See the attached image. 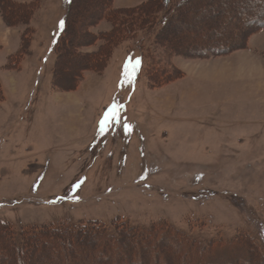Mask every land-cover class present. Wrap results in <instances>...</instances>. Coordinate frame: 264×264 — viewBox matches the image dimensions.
<instances>
[{
	"label": "rangeland",
	"instance_id": "1",
	"mask_svg": "<svg viewBox=\"0 0 264 264\" xmlns=\"http://www.w3.org/2000/svg\"><path fill=\"white\" fill-rule=\"evenodd\" d=\"M38 1L28 26L0 16V264H15L8 231L87 222L136 230L70 237L66 262L59 243L36 236L25 261L264 264V31L229 53L194 56L189 47L214 32L196 6L175 29L159 21L146 34L85 40L111 27L91 26L97 2L79 0L68 30L81 35L55 49L66 7ZM239 2L248 3L226 7Z\"/></svg>",
	"mask_w": 264,
	"mask_h": 264
},
{
	"label": "trees",
	"instance_id": "2",
	"mask_svg": "<svg viewBox=\"0 0 264 264\" xmlns=\"http://www.w3.org/2000/svg\"><path fill=\"white\" fill-rule=\"evenodd\" d=\"M62 1L63 5L66 7V13L61 20L64 22L63 26H61L60 21L53 39V45L55 49L56 47L57 49H62L63 45H66L65 41L68 40V36L71 35V32H69L68 30L70 21L69 14L71 13L72 7L79 3V0ZM92 1L93 0H88V2H90L91 4ZM150 1H144L134 7L117 8L112 5L113 0H96L98 11L96 13L97 15L95 16L96 19L90 22L91 26H94L100 20L106 21L108 24H110L111 29L97 31L96 33L86 30L87 34L85 35V40H117L118 38H122V34L125 35L123 36L125 38L126 36H128L129 30L125 31L123 29L129 28H138L141 31V34H146L145 30H147L148 27H152V29L155 28L159 21L160 24H162V27H165L166 25L168 26V24L171 23L170 29H175L172 23H174L176 20L184 19L179 18L183 16V11H188L191 16L196 6H198L201 15L204 17L205 23H208L212 28H214V32L212 31L211 33L209 32L203 34L205 40H212L211 43L204 42L201 45L198 44L189 47L188 50L194 51V56L207 57L211 55H222L225 53H229L241 47V45L243 44V40L246 39V36L264 31V0H244L248 3L242 5L240 4L241 2H239L237 5L241 6H235L234 8L226 7L229 4L230 0H222V7L216 4L218 0H175L172 6L170 4V0H162L163 3L160 0H152L151 2L153 3V8H151ZM238 1L243 2V0ZM38 2V0H33L32 2L28 3L18 2L16 0H0L1 19L5 22L6 25L10 27L17 24L28 26L30 24L34 10L38 6ZM161 3L163 4V6L164 4L166 5L165 11H168V14L164 16L163 19L162 16H160V10L156 12L157 7H160ZM119 28H121V33ZM28 31L30 32L31 29L26 28L25 32ZM119 33L120 35H118ZM75 35L80 37L81 33H79L78 29L77 34L73 33L71 36L75 38ZM24 40H28V38H24ZM153 40L157 39L155 38ZM107 43L108 42L104 44ZM96 54H98V52ZM89 56L91 57L92 53H90ZM58 58L59 56H57V59ZM102 59L103 57L102 55H100L98 56V58H95V62L96 60L101 61ZM92 64L93 63H90L89 66H93ZM53 70H56L55 67H53ZM7 227L8 226L6 223H0V229H4L6 231L8 229ZM113 228L115 230L111 232L109 228L99 223L87 222L85 224L68 228L56 229L51 227H40L30 230L23 229L19 232L20 235H18V237L12 231H8L6 233L10 242V252H13L12 260H14V263L28 264L29 261H25L24 257L26 253L32 252L31 248H29V243L30 239L36 236L39 237V239L42 238L44 240L45 238L49 237L52 238L50 242L54 244L59 243V249H62V251L66 253V255L64 253V259L62 258V260L66 262L67 260H71L73 257L71 253L72 247L66 245L70 237L76 239L77 241V238L100 239L107 236L112 240V238L116 237L117 235L124 236V234H132L136 230V228L128 227L125 224L122 225L120 229H117L114 226ZM171 233L173 232L171 231ZM177 237L178 240L182 242V244H186L189 241L182 239L181 235H178ZM249 240L252 241L253 244H256L254 241L255 239L253 240L250 237ZM104 242V246H108L112 243V241H110V243L105 239ZM212 242L214 241H211L210 243ZM46 243H44V245ZM39 245L40 246L38 247V250H41L44 246L42 247L43 244ZM257 250L259 251V249ZM131 261H133V259Z\"/></svg>",
	"mask_w": 264,
	"mask_h": 264
},
{
	"label": "crops",
	"instance_id": "3",
	"mask_svg": "<svg viewBox=\"0 0 264 264\" xmlns=\"http://www.w3.org/2000/svg\"><path fill=\"white\" fill-rule=\"evenodd\" d=\"M32 1H33V0H32ZM18 2H20V1H18ZM22 2H23V1H22ZM38 7H39V6H37V7H36V9L34 10V13H33V15H32L31 21H32V19H33V16H34V14H35L36 10L38 9ZM31 21H30V23H31Z\"/></svg>",
	"mask_w": 264,
	"mask_h": 264
},
{
	"label": "snow or ice",
	"instance_id": "4",
	"mask_svg": "<svg viewBox=\"0 0 264 264\" xmlns=\"http://www.w3.org/2000/svg\"><path fill=\"white\" fill-rule=\"evenodd\" d=\"M63 23H64V22H63V21H61V26H63Z\"/></svg>",
	"mask_w": 264,
	"mask_h": 264
},
{
	"label": "bare ground",
	"instance_id": "5",
	"mask_svg": "<svg viewBox=\"0 0 264 264\" xmlns=\"http://www.w3.org/2000/svg\"><path fill=\"white\" fill-rule=\"evenodd\" d=\"M77 64V63H76Z\"/></svg>",
	"mask_w": 264,
	"mask_h": 264
}]
</instances>
